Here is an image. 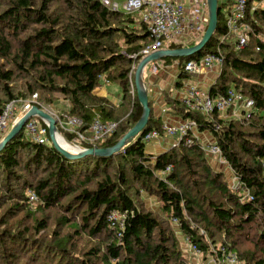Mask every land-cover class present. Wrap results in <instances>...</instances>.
Segmentation results:
<instances>
[{
  "label": "trees",
  "instance_id": "16d2710c",
  "mask_svg": "<svg viewBox=\"0 0 264 264\" xmlns=\"http://www.w3.org/2000/svg\"><path fill=\"white\" fill-rule=\"evenodd\" d=\"M3 4L0 113L9 103L34 95L40 107L42 102L52 105V97L59 94L67 103L65 114L83 120L80 130L96 119L118 123L116 133L97 148L115 146L143 114L137 94L130 109L126 102L131 97L130 73L152 42L147 26L135 15L111 11L100 0H4ZM230 5L231 0H219L217 32L203 51L192 58H168L165 64H178L179 88L189 77L183 73L188 60L220 51L224 64L209 94L216 99L234 89L253 100L255 111L249 117L227 120L219 112L205 116L189 111L179 99L168 96L165 106L183 121L195 120L199 133L212 136L243 189L230 188V181L212 167L198 140L149 154L142 137L163 125L153 112L138 140L106 158L90 155L70 161L50 143L39 145L22 131L0 152V209L9 204L11 219L22 213L35 216L33 206L40 212L61 209L66 215L60 223L76 229L66 235L54 233L44 241L28 238L25 229H8L1 216L3 261L185 264L179 233L204 259L223 246L238 254V264H264V0L248 1L246 22L252 30L247 47L239 51L233 36L221 42L228 35ZM105 84L121 88L119 106L110 97L96 94ZM141 192L157 197L160 210L142 208ZM30 194L37 202L30 200ZM114 210L127 214L124 231L109 226L108 215ZM47 226L45 219H36L32 228L42 233ZM84 233L92 240L102 238L88 252L76 254L72 238ZM247 233H253L250 241L256 240V249L240 253L235 238ZM216 238L223 239L218 247Z\"/></svg>",
  "mask_w": 264,
  "mask_h": 264
},
{
  "label": "built area",
  "instance_id": "2783aa9c",
  "mask_svg": "<svg viewBox=\"0 0 264 264\" xmlns=\"http://www.w3.org/2000/svg\"><path fill=\"white\" fill-rule=\"evenodd\" d=\"M107 8L113 12H124L127 15L140 16V20L147 26V32L152 39L151 45L143 51L142 58L150 56L154 52L167 51L168 49H179L174 47H190L195 45L203 37L206 28L209 24V14L206 0H127L125 3L116 2L113 0H100ZM248 1L249 0H231V5L226 9V28L228 35L222 37L221 42H224L228 37L233 36L236 50H243L247 47L250 40V29L247 21L248 16ZM255 7L253 8V10ZM223 55L220 51L216 54L208 53L200 60L190 59L183 67V73L189 77L192 75H200L203 72H211L216 67L222 69ZM161 61L152 62L149 65L151 73H158L163 67ZM178 68V64H177ZM135 70V69H134ZM220 74V73H219ZM188 77V78H189ZM186 79L182 86V96L180 101L189 111L198 112L205 116H210L215 112L222 115L231 113L232 118L249 117L255 110L254 102L247 98L242 93L236 90H229L226 96L217 97L214 99L209 90L200 88L198 85H193L191 79ZM44 109L34 95L25 101H13L0 113V142L9 134L11 128L22 117L23 113L33 107ZM57 128L60 131H65L66 135L70 136L69 143L77 149H90L98 147L105 143L106 140L113 136L118 130L119 124L116 122H101L94 120L88 128L80 130L83 127V120L76 116L62 114L55 119ZM161 130L154 129L142 137L145 144L154 140L162 139L163 137L173 138L176 140L174 146H178L181 142L185 145H193L194 140H198L199 130L195 120H186L176 125L163 124ZM25 135L33 142L42 145L50 143L48 123L40 120L37 117L31 118L25 124L23 129ZM202 143V149L207 151L211 158H215L220 163L228 165L227 159L223 156L222 149L219 144ZM92 145V147H90ZM173 146V147H174ZM229 167V166H228ZM171 167H168L166 172H170ZM232 174L230 188L232 190L241 191L243 185L239 177ZM245 190V194L249 197V192ZM30 200L37 202V197L30 194ZM127 214L117 210L112 211L108 215L109 226L112 229L125 230ZM192 246V245H191ZM193 252L200 254V250L193 246ZM213 254L207 260L206 264H238V255L228 250L226 247H221L213 250Z\"/></svg>",
  "mask_w": 264,
  "mask_h": 264
},
{
  "label": "rangeland",
  "instance_id": "374dc122",
  "mask_svg": "<svg viewBox=\"0 0 264 264\" xmlns=\"http://www.w3.org/2000/svg\"><path fill=\"white\" fill-rule=\"evenodd\" d=\"M113 1L120 2V3L127 2V0H113ZM220 1H222V0H220ZM3 2H4V0H0V12L3 11V9L5 7V4H3ZM134 15L137 16L136 19L140 18V16H138L137 13H135ZM221 39H222V37H221ZM165 60L166 59L162 60L161 63L165 64L166 63ZM138 63L134 67L135 70L133 69L132 72L130 73V81H131L130 96L131 97L126 102V107L128 106L129 109H130V106H132L135 99L137 98V96H136L137 90H136V86H135V81H136L135 80V72H136V68L139 65ZM168 65H171V64H168ZM168 65H166V66H168ZM144 74H145V78L147 80V78L149 76V67L146 68ZM145 83H146V87H147V92H149L148 89L151 90V94L155 93L154 96L157 98L155 105L152 106L151 102H150V104L152 106L151 112H153L154 116L158 117V114L161 113L160 111L162 109V106L166 101V97L167 96L169 97V95L166 93V90L156 91V90H154V86H153L154 84L153 85L148 84V82H145ZM16 84L20 88L23 86L22 81H19V80L16 82ZM149 85H150V87H149ZM106 92L109 93L108 97H110L117 104V106H119L121 104V101H122L121 88H119L117 85H106L105 84L104 89H99L96 91L97 94H105ZM176 93H178V94L182 93V88H180V87L177 88ZM158 97H160V99L162 100L161 104L158 103ZM52 98L55 100L54 104H52V105H46L44 102H42L45 111L55 119L57 117L61 116L62 114L66 115L64 111H65V109H67V103L64 101L62 96L59 94H56ZM126 107L123 108L122 111H125ZM222 117L224 119L230 120L232 116H230L228 114H224V115H222ZM234 118H236V117H234ZM60 135L63 138H65L68 142H70L69 139L67 138L65 131L60 130ZM208 135H209L208 132L204 133V136L208 137ZM166 141H168L167 143L171 144V147H173L176 144V142H175L176 140H173V139H164L163 140V142H165V144H167ZM50 144H51V142H50ZM205 154H206L207 158L210 159V163L213 166V168L216 169L215 164L213 162V159L208 155L206 150H205ZM222 172L225 174L227 180L231 179L232 175L230 174V168L229 167L227 169L225 167V169H223ZM138 202H139V205L141 204V207L146 209V210L153 211V212L160 210V208H159L160 204H159L158 198L151 196L146 192L140 193V197H139ZM8 208H9V204L0 209V217L3 216L4 221H6L5 227H7L10 230L13 229L14 231H17V232L25 229V231L27 232L26 234H27L28 238L30 237V238H37L39 240L42 239L44 241H49L52 239L54 233H60L61 235H66L69 233H75L76 228H73L71 224L65 226L64 224L60 223L61 217L63 215H66L64 210L62 211L61 209H50V210H44V212H40V211H36L37 208H35V206H33V207H31V210H32V212H35V214H36L35 216L32 215V216L27 217L26 214L22 213V214L18 215L17 217H15L14 219H11V216H9V214L7 213ZM36 219H37V221L44 220V219L46 220L47 225H48L47 226L48 229L45 232L37 233V231L34 228H32ZM173 224H175V223L173 222ZM28 228L30 229L29 231H27ZM0 229H2V228H0ZM253 233H254V231H253ZM253 233H249V234L247 233V235H241V236L237 235L236 236L235 239L238 240V242H239V245L237 244V247H238L240 253L247 252V251L254 252V250L256 249V245H255L256 240H253L252 242L250 241V239L254 238V237H251L253 235ZM176 234H177V237L179 239H181L180 248L183 251V254L187 256L185 264H206L208 262L207 259L209 257L204 259L203 255H201V253L197 254L196 252H193V250H192L193 246H191L182 235H180L179 233H176ZM101 238L102 237H100L99 239L93 238V240H92L89 238L88 234L84 233V235L79 234L77 236H74V238H72L71 243L75 247L76 254L77 253L84 254V253L88 252V250H90V248L93 246V244H95L96 242H99L98 240H100ZM216 239H217L216 244L218 247L223 242V239H221V240H219V238H216ZM0 245H1L0 247L4 246L3 244H0ZM32 246H33V244L30 245V247H32ZM26 247H28V246H26ZM238 249L237 250L235 249V250L238 252ZM37 250L39 252L43 251L42 249H38V248H37ZM232 252L237 254L235 251H232ZM2 259H4L3 253L0 252V260H2ZM27 259H28V256H27ZM2 261L0 262V264H2ZM12 261L13 262H10V259L6 258V260L3 262L4 263H10V264H14V262H15V264H16V262L18 264H26L25 260H22L21 258H18V259L13 258ZM28 262H29V260H28Z\"/></svg>",
  "mask_w": 264,
  "mask_h": 264
},
{
  "label": "water",
  "instance_id": "95a60500",
  "mask_svg": "<svg viewBox=\"0 0 264 264\" xmlns=\"http://www.w3.org/2000/svg\"><path fill=\"white\" fill-rule=\"evenodd\" d=\"M206 1L209 14V24L206 28L205 34L196 45L179 49H168L167 51L154 52L150 56H147L139 61V65L136 68L135 72V86L143 114L137 124L132 128V130H130L124 137H122V139L115 146L108 147L106 149L92 147L86 150H66L63 147H60V145L57 143V136L58 134H60V131L57 128V121L55 120V118L49 115L45 110L39 109L37 106H33L23 113L22 117L11 128L9 134L3 139V141L0 142V152L5 150L6 146L22 133L28 120L37 117L40 120L42 119L44 122L48 123L49 138L52 144L51 146L70 161L79 160L84 157H89L90 155L106 158L121 153L122 150L125 149L129 144H131L135 140H138V138L148 126L151 118L152 112L150 109V100L144 80V72L146 68L151 65L152 62L162 61L168 58H192L203 51L215 36V33L217 32L216 29L219 23V0Z\"/></svg>",
  "mask_w": 264,
  "mask_h": 264
},
{
  "label": "crops",
  "instance_id": "0c3cea01",
  "mask_svg": "<svg viewBox=\"0 0 264 264\" xmlns=\"http://www.w3.org/2000/svg\"><path fill=\"white\" fill-rule=\"evenodd\" d=\"M219 73H220V69L218 67H216L211 72H203L200 75H192L189 78L191 79V82L193 85H198L200 88L202 87L204 89L209 90L210 87L216 83L218 76H219ZM178 74H179V72H178L177 64H171L168 66L165 65L156 74L151 73V71L149 69V76L146 80L145 74H144V80H145V82H148V84H152V85L154 84L153 85L154 90H156V91L166 90V93L169 95V97L174 98V99H179L180 96H182L181 95L182 93H180V94L176 93L177 88H178L176 86V83L178 81V79H177ZM186 79H184V80H186ZM184 80H183V82H184ZM182 86H183V83H182ZM182 86L180 88H182ZM149 87H150V85H149ZM101 89H104V87ZM148 91H149L148 92L149 100L153 106V105H155L157 98L154 96L155 93L151 94V90H149V89H148ZM97 95L105 97V96H109V93L106 92L105 94H97ZM158 103H160V104L162 103V100L160 99V97H158ZM163 106H162V109L160 111L161 113L158 114V117L162 118L163 124L165 123L168 125H170V124L176 125V124L183 122V120L180 119L178 116H175L168 111L167 107L165 106V103L163 104ZM204 133H206V132L199 133V135H198L199 140L201 142L203 141L205 143H214L212 136L210 134L208 135V137L204 136ZM164 139H173V138L163 137L162 139L154 140L153 142L149 143V145H147V152L149 154H151L152 156H155V155H158L160 153H163V152L170 150L171 144L167 143L168 141H166L167 144H165V142H163ZM212 159H213V162L215 164L216 169L215 168L214 169L216 171L219 172V171H223V169H225V167H226V169L228 168L227 165L220 163L215 158H212Z\"/></svg>",
  "mask_w": 264,
  "mask_h": 264
},
{
  "label": "bare ground",
  "instance_id": "6f19581e",
  "mask_svg": "<svg viewBox=\"0 0 264 264\" xmlns=\"http://www.w3.org/2000/svg\"><path fill=\"white\" fill-rule=\"evenodd\" d=\"M57 143L60 145V147H63L66 150H70V151L78 150L77 147L72 146L70 143H68L65 140V138H63L60 134H58L57 136Z\"/></svg>",
  "mask_w": 264,
  "mask_h": 264
}]
</instances>
